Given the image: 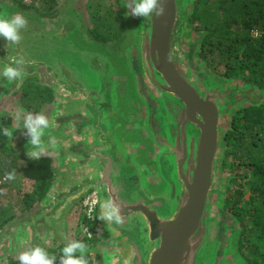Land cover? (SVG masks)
I'll list each match as a JSON object with an SVG mask.
<instances>
[{
    "label": "water",
    "instance_id": "water-1",
    "mask_svg": "<svg viewBox=\"0 0 264 264\" xmlns=\"http://www.w3.org/2000/svg\"><path fill=\"white\" fill-rule=\"evenodd\" d=\"M127 2L119 0L129 30L124 67L65 25L28 20L19 45L0 37V73L8 56L26 61L27 75L8 83L9 94L37 77L55 95L42 145L56 151L60 169L47 197L9 222L4 239L11 248L42 233L58 240L64 214L94 192L98 217L108 199L123 217L120 225L99 219L106 264H242L237 222L223 204L231 176L222 167V139L234 114L262 104L264 94L216 75L199 58L201 36L189 25L197 0H167L164 16L146 19L126 16ZM124 69L141 103L151 146L144 155L116 130Z\"/></svg>",
    "mask_w": 264,
    "mask_h": 264
},
{
    "label": "trees",
    "instance_id": "trees-1",
    "mask_svg": "<svg viewBox=\"0 0 264 264\" xmlns=\"http://www.w3.org/2000/svg\"><path fill=\"white\" fill-rule=\"evenodd\" d=\"M197 21L201 23L200 28L193 27ZM189 25L201 36L199 58L210 69H213L218 58L226 57L228 70L234 72L237 67L246 69L249 74L241 80L264 91V0H197ZM254 32L258 35L255 36ZM94 36L102 42L108 40L103 36ZM110 57L124 66L125 58ZM221 76L225 79L238 78L227 71ZM28 80L30 84L24 83L27 86L23 96L30 94L34 87L31 79ZM37 86V90L44 88L46 103H53V91ZM133 96L137 97L134 92ZM5 125L0 124V178L22 162L23 177L35 184V192L22 202L26 213L33 203L42 202L47 197L55 181V167L51 157L30 159L6 146L2 131ZM222 144L226 148L222 167L231 176L223 193V204L237 222V254L242 264H264V102L239 109L231 119ZM96 220L99 221L98 218ZM65 245L57 251L46 249L50 255L57 257L56 264H59ZM85 255L89 264L100 260L98 255ZM7 264H19V261L8 260Z\"/></svg>",
    "mask_w": 264,
    "mask_h": 264
},
{
    "label": "rangeland",
    "instance_id": "rangeland-1",
    "mask_svg": "<svg viewBox=\"0 0 264 264\" xmlns=\"http://www.w3.org/2000/svg\"><path fill=\"white\" fill-rule=\"evenodd\" d=\"M2 7L10 9L12 12L25 13L31 18L36 16V18L45 21L49 20L48 18L51 15H57L56 19L58 20H54L56 22H64L71 19L79 26V35L85 43L104 50L108 55L124 58L126 43L129 39V30L119 0H0V10H2ZM193 27L200 28L201 23L197 21L193 24ZM94 34L107 38V42L99 41ZM254 35L256 36L258 33L254 32ZM238 60L239 58L236 62ZM228 65L226 57L218 58L211 70L222 78L224 77L221 75L226 73V71L227 73L231 72L238 78L228 80L244 83L241 79L248 75L249 72L246 69L237 67L236 63L235 67L237 68L233 72L228 70ZM37 84L32 83L34 86L33 89L31 88L32 92L26 96H23V94L27 85H23L9 94L10 86L0 74V124L6 123L5 127L14 131L13 139L10 140L5 136L4 141L6 146L11 147L16 154L27 158V151L30 146L27 144L29 137L24 135L26 132V129H23L24 117L28 114L33 116L43 114L49 119L53 110V105L46 103L43 90L39 88L37 90ZM244 84L247 85L246 83ZM7 88L8 90H6ZM257 89L264 94L263 89ZM125 90L123 98L128 95L127 85ZM5 91L8 92L5 93ZM140 118H142L141 106ZM127 119H130V117L127 116ZM43 148L44 152L41 157H51L56 174L60 170L56 151L45 146ZM148 149L146 150L148 151ZM147 153L145 154L146 156ZM140 160L146 162L147 157L141 156ZM21 164L22 162L13 167L16 171V178L13 181L5 180V175L0 178V224H2L0 232L5 230V227L10 224L9 222L25 213L22 202L25 201L26 196L35 192L34 182L23 177L21 170L24 165L21 166ZM152 187L156 188V186ZM39 203H33L31 209L35 208ZM97 218L98 213L96 214ZM101 224L100 220L95 222L91 220L87 211L83 210L80 200L74 203L64 214L59 225L60 234L58 240L51 234L42 233L41 238L34 240L35 243H28L27 240H24L22 246L11 248L9 240L4 239L7 235L6 232H2L0 234L3 238L1 239L0 237V264H7L8 260L19 261V254L28 248L40 246L57 251L62 245L70 241L84 242L88 246L86 254L100 257L99 262L95 264H106L104 257L106 250L105 229L103 224L101 228ZM100 229L102 233L99 234ZM88 232L90 235H88Z\"/></svg>",
    "mask_w": 264,
    "mask_h": 264
},
{
    "label": "clouds",
    "instance_id": "clouds-1",
    "mask_svg": "<svg viewBox=\"0 0 264 264\" xmlns=\"http://www.w3.org/2000/svg\"><path fill=\"white\" fill-rule=\"evenodd\" d=\"M167 0H128L125 7L129 9L127 15L134 17L159 18L166 13ZM28 27V19L21 13H16L10 17H0V37H3L8 45H19L23 39L21 32ZM9 63L4 65L2 76L13 83L27 75L26 61L22 56H8ZM49 120L43 114H28L24 117V135L29 137V150L27 155L30 159H39L44 152L42 137L44 130L49 127ZM3 135L10 140L13 139L14 131L8 127L3 128ZM5 180L13 181L16 178V171L5 173ZM102 214L98 217L102 221H107L120 225L123 223L120 207L114 200L108 199L101 203ZM88 246L82 241H70L62 249L59 257V264H89L86 258ZM79 253L80 255H77ZM57 257L50 255L45 248L40 246L28 248L19 254V264H56Z\"/></svg>",
    "mask_w": 264,
    "mask_h": 264
},
{
    "label": "flooded vegetation",
    "instance_id": "flooded-vegetation-1",
    "mask_svg": "<svg viewBox=\"0 0 264 264\" xmlns=\"http://www.w3.org/2000/svg\"><path fill=\"white\" fill-rule=\"evenodd\" d=\"M0 12H4L3 14H5L9 17L18 13V12H12L10 9H6L5 7H2V10H0ZM21 14H23L29 21L32 20L33 22H38L39 24H47L50 26L49 23H51V24H55L58 28L61 25L62 26L65 25L69 28V30L71 31V33L73 35L76 34L79 38H81L79 35V29H78L79 26L77 25L76 22H74L71 19L68 21H64L62 23H59V22L56 23V21H54V20H58V19H56L57 15H55V16L51 15V17L48 18L49 20L45 21V20H41V19L36 18V16H32V18H31L29 15H27L25 13H21ZM73 16H75V15H73ZM46 22H48V23H46ZM124 74L128 80V82H127L128 95L125 98H123V102H122V108H121V110H122L121 111L122 125H119L118 128H116V130H117L118 135L121 138H125V139L131 141L134 145H138L139 152L141 155V154H143L142 149H148L149 148V144H148V141L146 139L147 136L145 135V132L142 130V126H141L142 125L141 118H140L141 103L137 99V97L133 96L134 90L129 83V77H128L125 69H124ZM28 79H31L32 83H38L39 84V80L37 77L27 78L24 81L25 84H27V83L30 84V81ZM43 90H44V88H43ZM127 116L130 117V119H127ZM27 144H28V142H27ZM25 146H26V143H25ZM150 148L148 149V152H149ZM145 163L146 162H144V164ZM150 166H151V162H149L148 168H150ZM33 243H35V242H33Z\"/></svg>",
    "mask_w": 264,
    "mask_h": 264
},
{
    "label": "built area",
    "instance_id": "built-area-1",
    "mask_svg": "<svg viewBox=\"0 0 264 264\" xmlns=\"http://www.w3.org/2000/svg\"><path fill=\"white\" fill-rule=\"evenodd\" d=\"M81 206L83 210L87 211V214L91 218V220L95 222L96 214L98 213V208H99L98 198L96 194L94 192H90L85 197H83V199L81 200ZM101 228H102V224H101ZM100 233H102L101 229L99 230V234ZM88 235H90L89 232Z\"/></svg>",
    "mask_w": 264,
    "mask_h": 264
}]
</instances>
